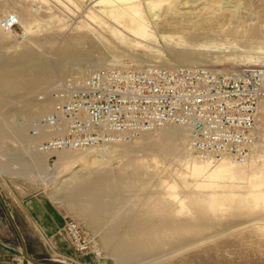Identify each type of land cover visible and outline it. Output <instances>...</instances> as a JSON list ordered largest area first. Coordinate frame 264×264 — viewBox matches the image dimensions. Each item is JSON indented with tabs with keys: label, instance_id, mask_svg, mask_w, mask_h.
Segmentation results:
<instances>
[{
	"label": "rangeland",
	"instance_id": "rangeland-1",
	"mask_svg": "<svg viewBox=\"0 0 264 264\" xmlns=\"http://www.w3.org/2000/svg\"><path fill=\"white\" fill-rule=\"evenodd\" d=\"M73 1L0 0V18L5 14L17 11L23 16H29L26 18L30 21L31 28L24 30L20 25L13 35L0 38V108H5L0 111V117L8 119L10 122L8 126H1L6 128L4 132L0 133V136L2 134L4 137L3 141L0 140L1 164L7 165L11 161V156L20 151L15 147L17 140L12 138L13 132L8 129L18 127L17 124L21 121L20 113L24 111L18 109L25 108L29 97L34 95L38 96L40 101L44 100L48 96L49 89L67 75L86 76L94 69L106 67L107 65H97L96 63L107 62L111 57L108 47L106 48L104 41L100 39L102 34L106 39L112 40L111 35L104 28L101 29L102 26L99 23L87 16L88 11H93L99 20H104L107 24L112 23L104 11L106 10L105 7L103 8L105 5L97 3L98 0ZM147 2L148 0H141L140 8L148 16L149 29H147L150 32L147 37L146 35L132 36V34H128L133 42L139 41V46H141L118 50L116 56L121 59L123 66L142 68L146 65L165 67L205 65L215 70H226L238 69L251 64L264 65V0H209L208 5L212 9L215 8L218 11L223 9V12L226 11V14L231 15L228 17L229 20L228 18L224 19L229 24L225 25L224 22L222 26H215L214 43L209 46H201L198 41L186 46L183 42L185 40L189 42L194 33L197 31V33H203L204 30L210 32H204L209 33L206 39H210L213 33L208 28H211L212 25L197 24L196 18H192L187 13H181L186 8L174 12L168 10L161 3L157 6L159 10L154 9L153 11ZM200 6L202 7V5ZM161 8L163 10L166 8V12L164 10L163 13ZM233 18L236 20L233 21ZM230 21L232 22L230 23ZM86 24L92 30L88 31L85 27ZM203 27L208 28L204 29ZM21 29L27 32L25 37L17 34ZM0 32L6 35L1 28ZM18 43L25 46L19 48ZM74 49L80 54V57L84 55L86 58L83 56L84 59L75 61L72 53ZM24 51L25 62L31 60L27 59L28 51L35 56V60L43 62V68L47 67V69H42L44 83L41 87L26 93L13 89L16 87L18 79H10L9 74L10 70L20 68L11 66V59L18 58ZM177 55L197 57H195V62L190 63L168 61ZM200 55L202 56L199 57ZM122 65L118 67L121 68ZM40 96H43L44 99H41ZM48 99L49 111L52 101L50 97ZM41 115L39 114L35 118ZM167 126L172 129L180 128L177 125ZM259 126V145L253 155L255 159L258 152L264 150V105L259 114ZM6 135L7 137H5ZM41 137L46 136L40 135L39 138ZM39 138L36 140L38 141ZM132 140V143L127 145V152L123 155L110 153V151L105 154L102 151L103 147L63 150L51 155L41 153L44 157H48L50 166L53 163L52 168H49L50 172L47 168L50 175H43L44 198L51 201V205L59 212L64 223L69 219L75 220L92 238L93 249L99 253L97 256L91 251L75 252L63 235L59 233L64 224L59 229L56 238L46 241L45 244H24L23 247L16 232L6 225L5 217L0 210V264H264V209L262 210L260 207H257L256 213L249 215L250 217L246 216L245 219L231 225L222 224L209 231L202 239L190 240L191 242H186L184 246L172 247V250L165 248L166 254L162 252L155 257L150 256L151 258L138 260L137 263L120 262L112 245L106 244L103 240L105 229L117 221L122 212L139 209L141 201L148 197L150 187L157 179L162 177L165 179L164 176H166L167 182L173 180L179 182L181 175V178L186 177L188 182L193 183L195 179L191 175L189 165L194 158L197 161L200 160V157L190 148L188 131L186 132L188 149L180 154H177L176 151L167 152V142L158 132L142 133ZM101 154L104 156L99 159ZM176 156L179 160H176ZM142 159L146 165L148 164V167L146 166L147 173L153 171L155 174L147 176L142 181V189H134L129 194L123 195L121 193L123 190L116 188V191L113 190L112 196H101V199L109 200L111 213L105 214L104 211L99 210L97 215L92 211L95 205L87 202L90 196L80 195L77 192L75 194L74 187L77 184L88 182L92 178L118 175L123 169L124 172L129 173L131 168L125 169L126 163L131 160L142 161ZM7 174L9 172L4 169L0 172L2 177H6ZM203 193H207V190L203 189ZM96 212L98 213V211ZM95 216L97 218L99 216V219H95ZM25 255L33 257L37 262L28 260Z\"/></svg>",
	"mask_w": 264,
	"mask_h": 264
},
{
	"label": "built area",
	"instance_id": "built-area-1",
	"mask_svg": "<svg viewBox=\"0 0 264 264\" xmlns=\"http://www.w3.org/2000/svg\"><path fill=\"white\" fill-rule=\"evenodd\" d=\"M13 33L15 14L0 18ZM17 34L25 37L21 29ZM50 110L30 121L40 153L128 142L166 124L186 127L191 150L212 161L244 162L259 139L264 103V65L215 70L205 65L142 68L106 66L86 76L67 75L48 91ZM259 126V127H258ZM77 253L93 249L92 238L73 219L61 231Z\"/></svg>",
	"mask_w": 264,
	"mask_h": 264
},
{
	"label": "bare ground",
	"instance_id": "bare-ground-1",
	"mask_svg": "<svg viewBox=\"0 0 264 264\" xmlns=\"http://www.w3.org/2000/svg\"><path fill=\"white\" fill-rule=\"evenodd\" d=\"M208 1L209 0H148L147 4L153 11L154 9H157V6H159L161 3H163L164 6L168 8V10L170 9L174 12L186 8V10L182 11L181 13H187L192 18H196L197 24L212 25L211 28L203 27L204 29L208 28L212 30L213 35L210 39H206L210 32L208 30H204V32L207 31L209 33H197V31L193 34V38H190L189 42L186 40L183 42L186 46H190L197 41L201 43L199 44L201 46H209V44L214 43V30L216 29L215 26L224 25V19L231 17V15L226 14V11L223 12V9L219 11L215 8L212 9L211 6L208 5ZM72 2L74 1L72 0ZM97 3L105 5L103 6V8L105 7L106 9L104 11H106V15L109 17L107 18L111 19L110 21H112V23L107 24V22H104V20H99L93 11H88L87 16L91 20L99 23V25L102 26L101 29L104 28L105 31L111 35L112 40L106 39L101 34L100 39L101 41H104L105 44H103L106 45V48L108 47L107 49H109L108 51H110L109 54L111 57L107 62H97L96 64L118 67L123 64L121 59L116 56L118 50L126 47H138L140 43L139 41L133 42L128 34H132V36H148L147 34L150 32L148 31V16L140 8L142 5L141 0H98ZM200 5H202V7ZM162 8L161 10L164 13L166 8H164V10ZM13 14L17 16L19 24L22 28H24V30L31 29L29 26L30 21H28V18H26L29 16H23L17 11ZM106 15L103 16L106 17ZM235 20L236 19L233 21ZM231 22L232 21H230V23ZM226 24L229 23L225 22V25ZM85 27H87L88 31L92 30L89 28L90 26L88 27V24H86ZM6 33L13 35V33L10 32ZM24 33L27 34L25 31ZM75 49L72 52L75 61H80L81 59L86 58L84 55V58L83 56L80 57V54ZM201 56L202 55L199 57ZM195 57L197 56L177 55L168 61L190 63L195 62ZM58 62L61 63L60 60H58ZM41 63L43 64V62ZM16 65H18V63H16ZM43 67L44 64L42 65V69H47L46 66V68ZM121 68L127 67L123 66ZM9 74L10 79L12 80L18 77L16 69L10 70ZM263 105L264 103L262 104V107ZM167 125L176 124H166L151 131L142 133H161L162 138H164L167 142V152L171 153L172 151H176L177 154H180V152H185L186 149H188L186 140V132L188 131L187 128L177 125L180 127L179 129H172ZM41 135L47 136L45 132H41ZM131 141L133 140L131 139L128 142H119L101 146L103 147V150H101L105 154L110 151V153L123 155L127 152V145L132 143ZM258 145L259 139L253 147L251 156L244 162H236L228 158H224L219 161H212L202 157H200V160L197 161L196 158L193 159L192 157L193 160L189 166L191 175L195 179L193 183L188 182L185 179L186 177L181 178L179 172V182L174 180L167 182L166 176H164L166 181H164L165 179H162L163 177H158L159 179L152 183L148 197L141 201L139 209L130 212H122L120 216L117 215L119 217L117 221L113 222L111 225L109 223L110 226L106 224L108 227L105 229L102 236L104 242L108 245H112V248L117 254V258L120 262L137 263L138 260L151 258L150 256L155 257L162 252L165 253V248L171 249L175 246H184V244L190 240L195 239L197 241V239H202L209 231L222 224L231 225L238 222L239 220L245 219L246 216L253 215L256 213L255 209L258 210L259 207L263 210L264 150H260L258 152L256 159L253 158L254 152H256L255 149H258ZM103 156L104 154L99 155V159ZM176 160H179L178 156H176ZM135 161L131 160L127 163L125 162V169L131 168L129 173H126L127 171L124 172L123 169L118 175L115 174L110 177L106 176L92 178L88 182L77 184L74 187L75 194L77 192L80 195L87 194V196H90L87 202L95 205L92 211L97 215L99 214V210L104 211L105 214L111 213L112 209L110 208L109 200L101 199V196H112V192L116 188H121L123 190L121 192L123 195L129 194L130 191L134 189H142V181L146 179L147 176H153V174H155L153 171L147 173L146 166L148 164L146 165V162L143 161V159L142 161L145 163L139 160ZM203 189L207 190V193H203ZM96 211H98V213ZM114 217L116 218V216ZM91 218L93 217L91 216ZM96 218L97 217L95 216V219ZM97 219H99V216Z\"/></svg>",
	"mask_w": 264,
	"mask_h": 264
},
{
	"label": "crops",
	"instance_id": "crops-1",
	"mask_svg": "<svg viewBox=\"0 0 264 264\" xmlns=\"http://www.w3.org/2000/svg\"><path fill=\"white\" fill-rule=\"evenodd\" d=\"M8 36V33L4 35L0 32V38ZM22 46L25 45L18 43L19 48ZM25 56L24 51L18 58L11 59V66L20 67L16 70L18 80L13 89L24 93L34 91L44 83L42 61L35 60V56L27 51V59L31 60L25 62ZM40 97L44 99L43 96ZM48 97L40 101L38 96L33 95L27 99L25 108L18 109L24 110L20 113L21 121L18 122V127L8 130L13 132L12 138L17 140L15 147L20 151L11 156V161L7 165L0 163V172L3 169L9 172L6 177L0 175V210L5 217L6 225L16 232L23 247L24 244H45L46 241L56 238L64 224L59 212L51 205V201L44 198L45 194L42 190L43 175H50L49 168H52L53 163L50 166L48 157L37 151V138L31 137L28 133L30 121L35 116L43 115L48 111L50 107ZM4 109L0 108V111ZM8 123L10 124L8 119L0 117V133L6 129L1 126H8ZM1 136L0 140L3 141L4 137ZM25 256L28 260L37 262L29 255Z\"/></svg>",
	"mask_w": 264,
	"mask_h": 264
}]
</instances>
